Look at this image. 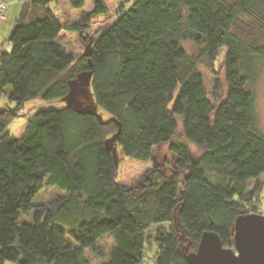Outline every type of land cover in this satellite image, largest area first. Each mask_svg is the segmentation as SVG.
<instances>
[{"label":"trees","instance_id":"16d2710c","mask_svg":"<svg viewBox=\"0 0 264 264\" xmlns=\"http://www.w3.org/2000/svg\"><path fill=\"white\" fill-rule=\"evenodd\" d=\"M53 1L22 0L8 36L13 48L0 54V97L11 86L8 100L17 104L0 105V264H91L84 250L105 234L115 247L102 264H186L178 224L190 252L207 231L233 246L236 220L258 213L252 202L264 189L254 92L264 43L250 28L255 22L264 31V0H136L119 8L94 51L78 59L61 31L84 33L108 6L95 0L70 24L50 7L34 14L33 6ZM186 40L200 47L197 56L184 48ZM220 55L227 88L215 106L199 67L215 73ZM85 72L93 74L109 121L68 105L37 109L19 136L7 131L25 101L67 96ZM221 90L217 78L213 96L219 99ZM179 117L184 136L202 153L193 158L186 144L174 142L178 171L163 180L148 172L134 185L119 182L109 136L127 156L147 161L154 147L171 143ZM43 184L66 195L35 207ZM32 210L33 222L20 223Z\"/></svg>","mask_w":264,"mask_h":264},{"label":"rangeland","instance_id":"374dc122","mask_svg":"<svg viewBox=\"0 0 264 264\" xmlns=\"http://www.w3.org/2000/svg\"><path fill=\"white\" fill-rule=\"evenodd\" d=\"M108 1V0H106ZM130 4L127 5L129 8ZM0 3L6 6V20H4L5 25H0V54L2 52H10L13 48L12 43L8 41V36L10 34V29H12V23L19 16L22 9V0H0ZM50 7L58 14L61 21L74 22L76 20H81L84 12H90L95 7V0H84V5L82 7H74L69 0H57L49 3L47 6H38V9H33L34 14L39 17L42 11ZM38 10V12H35ZM119 9L114 7L113 4H109V11L107 14L98 15L94 17L92 26L89 30L84 33H78L75 31H68L63 29L61 36V41L67 51L74 54L76 59L81 57L84 53L90 54L94 51V43L99 35L110 26L118 17ZM94 23V24H93ZM100 24L103 25L100 29ZM250 28L254 30L253 36L260 42L264 43V31L255 22H250ZM248 31V30H245ZM182 45L187 50V52L192 56H197L200 53V47L194 42L186 40L182 41ZM222 56L220 55L216 65L215 73L209 70L205 65H200L199 69L204 78L205 89L208 92V96L213 104L216 106L219 102L224 99L226 93V82L224 76V70L221 68ZM260 76L259 80L254 86V92L256 94V110L258 114V127L261 132L264 133V58L260 60L259 63ZM217 78L221 80L222 90L219 92V96L215 98L213 96V89ZM11 86L5 88V95L0 97V105H5L8 103L12 107H16L15 102H10L8 96L11 93ZM72 105L81 111H89L97 113L102 121H109L112 118V114L105 109L103 106L98 104L93 90V74L91 72H85L79 76L76 81L72 82L71 91L67 96L57 98L54 100H44L41 97L29 99L25 101L19 109V116L15 117L9 124L7 131L11 135L19 136L25 130L28 122L29 116L34 114L37 109L40 108H58ZM179 126L177 132L172 138L171 143H164L162 145L154 147L152 157L147 160H138L127 156L122 146L118 143L115 135H110L108 139L109 146L113 147L115 151V156L118 164V176L117 180L125 185H134L136 183L142 182L144 180V175L150 172V176H156L158 179L163 180L171 176L174 172L178 171L176 161L177 154L171 148L172 143H183L186 144L190 150L191 156L196 158L202 153L194 143L187 140L184 136L182 130V120L178 118ZM184 172H178L181 178L184 177ZM260 180H264L262 176ZM254 180L249 182V187L254 186ZM66 195V191L60 189L57 186H48L43 184L39 192L33 200L34 206L48 205L54 199L59 196ZM256 208H258V213L264 214V189L262 195L258 194L257 199L252 202ZM253 206V207H254ZM35 211L32 210L29 214L23 215L20 219V223H32L34 220ZM161 225V224H156ZM180 231L181 240H183V246L186 252H190L189 242L185 237L186 233L182 226L178 224ZM71 242L75 245H79L71 236H69ZM115 247V242L110 234H105L102 236L95 245L94 249H85V255L90 260L91 264H102L110 258V253ZM6 264H12L7 262ZM152 264V263H147Z\"/></svg>","mask_w":264,"mask_h":264},{"label":"water","instance_id":"95a60500","mask_svg":"<svg viewBox=\"0 0 264 264\" xmlns=\"http://www.w3.org/2000/svg\"><path fill=\"white\" fill-rule=\"evenodd\" d=\"M184 259L186 264H264V214L238 217L233 246H224L215 232H204L197 250Z\"/></svg>","mask_w":264,"mask_h":264},{"label":"crops","instance_id":"0c3cea01","mask_svg":"<svg viewBox=\"0 0 264 264\" xmlns=\"http://www.w3.org/2000/svg\"><path fill=\"white\" fill-rule=\"evenodd\" d=\"M55 1H57V0H55ZM105 2H106V4H107V6H108V11H109V4H113L114 5V7H118V9L120 8V7H123L124 9L127 7V5L128 4H130V2H132L133 0H108V1H106V0H104ZM38 6H33L32 7V10L33 9H38L37 8ZM35 12H38V10H35ZM43 12V11H42ZM56 13V12H55ZM58 15V14H57ZM4 20H6V17L5 18H1L0 17V25H5L4 24ZM15 21V20H14ZM61 21V20H60ZM76 21H78V20H76ZM94 21V20H93ZM63 24H70L71 22H67V21H65V22H63V21H61ZM75 22V21H74ZM14 23V22H13ZM13 23H12V28H13ZM94 24V23H93ZM102 27H104V24L103 25H101L100 24V29L102 28ZM10 31H12V29H10ZM63 31L64 30H62L61 31V33H60V39H61V36H62V33H63ZM62 42V41H61ZM63 44V43H62ZM65 47V46H64Z\"/></svg>","mask_w":264,"mask_h":264},{"label":"built area","instance_id":"2783aa9c","mask_svg":"<svg viewBox=\"0 0 264 264\" xmlns=\"http://www.w3.org/2000/svg\"><path fill=\"white\" fill-rule=\"evenodd\" d=\"M0 17L1 18L6 17V6L3 3H0Z\"/></svg>","mask_w":264,"mask_h":264}]
</instances>
